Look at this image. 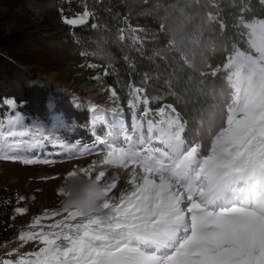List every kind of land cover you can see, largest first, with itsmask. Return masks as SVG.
Here are the masks:
<instances>
[{"label":"snow or ice","instance_id":"6c2138e0","mask_svg":"<svg viewBox=\"0 0 264 264\" xmlns=\"http://www.w3.org/2000/svg\"><path fill=\"white\" fill-rule=\"evenodd\" d=\"M249 3L242 2L240 12L245 15L234 17L232 25L240 30L246 47L241 50L233 44L230 51L225 47L226 60L201 73L211 77L221 73L229 86L228 102L208 112L210 145L189 141L184 135L186 122L171 106L170 114L159 109V121L147 119L145 110L146 124H134L130 134L122 126L125 146L106 145L107 158L102 161L136 165L140 174L133 170L130 187L123 188L118 199L110 198L116 177L101 184L104 169L93 175L81 168V175L103 187L107 198L102 211L88 216L65 208L45 211L43 218L61 211L67 216L49 226L57 231L22 233L21 240L38 235L45 246L31 253L32 259L21 258L15 264H264V18H257ZM259 4L264 8V0ZM89 15L85 11L66 17L64 23L83 25ZM219 15L209 13L208 20L218 24L223 35L227 25ZM141 91L134 89V98ZM3 103L15 105L11 99ZM129 105L135 107L133 100ZM3 123L0 119V160L33 163L23 158L33 147V140L26 139L29 133L12 131L22 127L19 117L8 121L7 138ZM76 175L71 171L67 179ZM77 217L83 219L72 223ZM41 218L37 216L33 226Z\"/></svg>","mask_w":264,"mask_h":264},{"label":"trees","instance_id":"16d2710c","mask_svg":"<svg viewBox=\"0 0 264 264\" xmlns=\"http://www.w3.org/2000/svg\"><path fill=\"white\" fill-rule=\"evenodd\" d=\"M242 2L248 0H0L6 8L0 15V116L8 110L3 101L14 100L23 131L29 133L26 138L42 135L46 144L61 143L77 151L92 147L88 110L74 109L40 76L55 74L62 81L83 72L100 77L107 87L106 101L122 108L127 125L143 120L145 110L147 119L159 121V109L170 111L171 106L186 122V138L206 147L211 143L208 112L228 102L229 86L221 73H201L226 60L225 47H246L240 30L232 27L234 17L245 15L240 12ZM248 6L257 18H264L259 0H250ZM85 11L90 20L84 27L64 23L66 17ZM218 11V19L227 25L223 35L219 25L208 20L209 13ZM9 21L21 29L6 34ZM134 89H142L135 98ZM49 96L55 104L52 112L46 109ZM49 113L61 114L66 126L51 129ZM120 137L123 147L125 133ZM13 194L0 192V245L15 231Z\"/></svg>","mask_w":264,"mask_h":264},{"label":"rangeland","instance_id":"374dc122","mask_svg":"<svg viewBox=\"0 0 264 264\" xmlns=\"http://www.w3.org/2000/svg\"><path fill=\"white\" fill-rule=\"evenodd\" d=\"M31 3L34 2L31 1ZM5 12L6 8L0 3V15ZM5 24L4 30L6 34L21 29L13 21L6 22ZM57 32H60V30ZM40 76L53 91H60L67 98L68 102L72 104L74 109L86 108L88 110L90 123L88 130L91 135L93 134L95 136L93 138L95 144L92 147L77 151L75 148L65 144L51 141L46 144L40 138L36 139V137H31L26 139L33 140V147L23 154V158L31 159L33 163L25 164L21 160H0V192L10 190L14 193L13 195L15 197L14 208H12L15 231L8 241L0 245V261L10 260L14 264L21 258L25 260L32 259L33 257L30 254L39 251L40 248L45 246L38 235L31 239L26 238L21 240L20 235L22 233H37L40 231L49 233L51 231H57L58 229L50 228L49 226L58 224L67 216V212L61 211L59 215L43 218V213L45 211L52 212L64 208L61 203L63 192L61 185L67 180V174L69 172L76 171L80 174L81 168H87L95 175L100 169H104L105 176L101 179V184H107L112 178L108 177V170L117 169L119 172L117 170L116 172L120 175L124 171L130 173L135 169L137 174H140V170L134 164L129 163L124 167L111 164L105 165L102 161L107 158L108 148L106 145L110 144L112 147H122L120 134L125 133L122 126L128 129L130 134L133 125L144 126L146 124L145 119L133 120L130 125H127L124 114H121V121L107 116L105 119L106 122L104 123L103 117H99L100 110L96 109L89 102L90 97L99 94L100 103L111 107L106 101L105 92L107 91V87L103 85L101 80L99 81L96 74L89 78L83 72H79L75 73L68 80H65L67 79L65 77L62 81L61 79H57L58 76L56 77L55 74L48 76L40 74ZM7 107L8 110L0 116V119L4 121L2 127L4 128L6 138L7 130L10 127L8 121L15 116L19 117V123L22 127H13L12 131L19 132L25 128L23 117L15 111V106L9 107L7 105ZM54 108L53 96H49L46 99V109L52 112ZM165 111L170 114L169 110ZM121 112L123 113V110ZM49 120V127L51 129H61L66 126L61 114L53 115L49 113ZM98 141H104L105 144H99ZM93 162H95L94 166ZM113 182L116 184V187L111 189L109 197L118 199L120 192L118 193L116 189L117 179ZM20 197H24V199L21 200ZM17 208L26 209L27 211L17 213ZM37 216H41L42 218L39 224L33 226L34 219ZM82 219L81 217H77L76 221L71 222L75 223Z\"/></svg>","mask_w":264,"mask_h":264},{"label":"clouds","instance_id":"9594fccd","mask_svg":"<svg viewBox=\"0 0 264 264\" xmlns=\"http://www.w3.org/2000/svg\"><path fill=\"white\" fill-rule=\"evenodd\" d=\"M61 186V203L65 209L79 211L84 216L102 211L101 205L107 197L102 185L95 179L78 174L68 177Z\"/></svg>","mask_w":264,"mask_h":264},{"label":"bare ground","instance_id":"6f19581e","mask_svg":"<svg viewBox=\"0 0 264 264\" xmlns=\"http://www.w3.org/2000/svg\"><path fill=\"white\" fill-rule=\"evenodd\" d=\"M91 105H93L96 109L100 110V116L99 117H103V122L105 123L106 122V118L107 116H110V118L114 119V120H117V121H121V110L120 109H117L116 107L114 106H107L105 104H102L100 103L99 101V94H96L92 97H90V101ZM117 170V169H116ZM116 170H108V177L111 178V177H116L117 179V192H121V190L123 188H126V187H130V185L127 183V181L131 180L132 179V172H128V171H124V173L122 174H118L116 172ZM118 171V170H117ZM119 172V171H118ZM122 172V171H121Z\"/></svg>","mask_w":264,"mask_h":264},{"label":"water","instance_id":"95a60500","mask_svg":"<svg viewBox=\"0 0 264 264\" xmlns=\"http://www.w3.org/2000/svg\"><path fill=\"white\" fill-rule=\"evenodd\" d=\"M72 18H75V17H72ZM89 20H90V15L89 17L87 18V23L86 24H83V25H77V26H71L69 25L70 27L72 28H81V27H84L85 25H87L89 23ZM112 106H116V105H112ZM121 110V109H120ZM122 111V110H121Z\"/></svg>","mask_w":264,"mask_h":264},{"label":"built area","instance_id":"2783aa9c","mask_svg":"<svg viewBox=\"0 0 264 264\" xmlns=\"http://www.w3.org/2000/svg\"><path fill=\"white\" fill-rule=\"evenodd\" d=\"M97 76H98V75H97ZM98 79H99V81L101 80L99 76H98Z\"/></svg>","mask_w":264,"mask_h":264}]
</instances>
